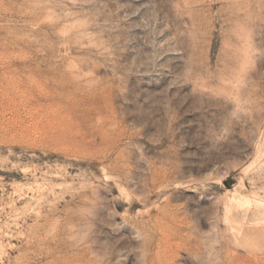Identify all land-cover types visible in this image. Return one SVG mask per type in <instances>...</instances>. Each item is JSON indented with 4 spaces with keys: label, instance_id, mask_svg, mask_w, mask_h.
<instances>
[{
    "label": "rangeland",
    "instance_id": "obj_1",
    "mask_svg": "<svg viewBox=\"0 0 264 264\" xmlns=\"http://www.w3.org/2000/svg\"><path fill=\"white\" fill-rule=\"evenodd\" d=\"M0 264H264V0H0Z\"/></svg>",
    "mask_w": 264,
    "mask_h": 264
},
{
    "label": "water",
    "instance_id": "obj_2",
    "mask_svg": "<svg viewBox=\"0 0 264 264\" xmlns=\"http://www.w3.org/2000/svg\"><path fill=\"white\" fill-rule=\"evenodd\" d=\"M229 181H230L231 183H233V182H234V180H233V179H230Z\"/></svg>",
    "mask_w": 264,
    "mask_h": 264
}]
</instances>
